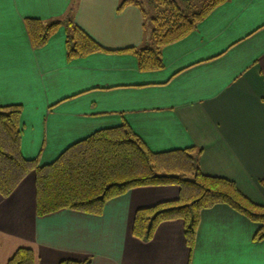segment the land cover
<instances>
[{
	"label": "crops",
	"instance_id": "crops-1",
	"mask_svg": "<svg viewBox=\"0 0 264 264\" xmlns=\"http://www.w3.org/2000/svg\"><path fill=\"white\" fill-rule=\"evenodd\" d=\"M121 0H0V106L20 105V153L44 165L96 130L127 124L153 152L194 147L202 173L232 180L264 205V0H223L141 70L127 47H151L138 5ZM25 18H70L105 51L66 58L67 28L33 48ZM35 176L0 195V264L29 247L34 264H264L258 224L226 204L203 209L192 247L181 219L147 239L131 233L137 208L175 199V185L129 189L99 214L37 215Z\"/></svg>",
	"mask_w": 264,
	"mask_h": 264
},
{
	"label": "trees",
	"instance_id": "trees-1",
	"mask_svg": "<svg viewBox=\"0 0 264 264\" xmlns=\"http://www.w3.org/2000/svg\"><path fill=\"white\" fill-rule=\"evenodd\" d=\"M162 1L167 2L173 12H165L160 18H145L152 46L121 50L135 54L141 70L160 68V48L190 32L223 0H211L191 13L185 12L174 0ZM127 3L138 5L146 16L138 0H121L117 10ZM24 24L33 48L43 46L59 26L65 25L68 60L106 50L70 18L50 21L25 18ZM20 112L18 104L0 106V195L10 194L19 181L33 171L37 215L62 208L99 214L108 199L131 188L176 185L178 195L175 199L135 210L131 225L134 236L147 240L161 221L179 218L190 249L200 212L222 203L257 223L253 239H264V205L252 202L232 180L202 173L197 163L200 149L188 147L153 152L127 124H121L96 130L69 145L52 162L37 165L34 159H26L20 153ZM260 184L264 187V180H260ZM6 264H34L33 251L29 247H19ZM58 264H90V259L66 258Z\"/></svg>",
	"mask_w": 264,
	"mask_h": 264
},
{
	"label": "rangeland",
	"instance_id": "rangeland-1",
	"mask_svg": "<svg viewBox=\"0 0 264 264\" xmlns=\"http://www.w3.org/2000/svg\"><path fill=\"white\" fill-rule=\"evenodd\" d=\"M144 11L146 12V18L157 17L165 15V12L172 13L173 9L167 2L162 0H138ZM177 5L185 12H194L202 8L203 5L209 3L211 0H174ZM176 186V185H175Z\"/></svg>",
	"mask_w": 264,
	"mask_h": 264
}]
</instances>
